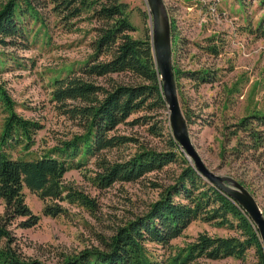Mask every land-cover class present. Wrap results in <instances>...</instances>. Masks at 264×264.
<instances>
[{"label":"trees","instance_id":"obj_1","mask_svg":"<svg viewBox=\"0 0 264 264\" xmlns=\"http://www.w3.org/2000/svg\"><path fill=\"white\" fill-rule=\"evenodd\" d=\"M46 8L65 26H70L73 19L82 15L99 22L93 28L92 52L76 69L70 68L66 75L55 77L51 90V99L60 114L76 120L82 131L60 140L41 155L30 157L27 150L35 143V135L43 125L20 115L7 88L0 83V114L3 115L0 129V200L3 203L0 264H206L199 260L243 259L249 249L254 250V264H264L259 234L247 213L196 172L170 134L165 150L139 145L124 159L101 157L105 151L137 142L134 137L117 131L121 124L148 125L152 134L160 135V128L152 122L150 113L167 108L154 62L151 35L149 32L143 38L131 35L135 27L128 16V4L122 0H5L0 3V50L6 46L27 48L29 25H47L42 12ZM170 27L171 45L174 46L178 41L174 21ZM254 31L257 36H264V13ZM206 51L218 54L219 46L210 43ZM7 60H12L18 68L24 67L21 61L0 51L2 68ZM173 71L175 77L178 76L179 71L174 67ZM122 73L129 74L131 82H118L111 76ZM182 73L199 82L215 79L209 69ZM98 78H103L105 83H100ZM183 114L188 123V113ZM232 128L226 133V142L234 140V143L221 152L223 158L225 155L239 158L264 153L259 151L264 150V112L251 111L239 118ZM92 158L97 159L99 165L92 179L102 188L114 182L136 181L172 163L184 166L146 212L118 225L108 237L97 234L96 245L74 252H59L53 262L23 255L15 247L10 225L30 228L40 219L27 205L24 188L44 201V215H66L67 210L61 205L63 201L94 214L97 200L63 182L66 172L81 168ZM197 219L234 228L239 235L210 236L201 232L192 242L173 248L171 241ZM153 245L167 251L158 253Z\"/></svg>","mask_w":264,"mask_h":264},{"label":"rangeland","instance_id":"obj_2","mask_svg":"<svg viewBox=\"0 0 264 264\" xmlns=\"http://www.w3.org/2000/svg\"><path fill=\"white\" fill-rule=\"evenodd\" d=\"M3 1L0 0V3ZM122 1L128 4V16L135 27L131 35L143 38L151 28L146 0ZM163 2L169 21H174L178 35L177 43L172 45V63L179 71L175 77L177 93L182 111H186L190 117L187 125L191 141L209 169L240 182L264 212V153L239 158L221 156V152L234 143V140L226 142V133L233 129V124L251 111L264 112V36H257L254 31L264 13V0ZM47 9L42 10L47 25H29L31 31L27 48L6 46L0 50L24 65L18 68L12 60H7L5 68H2L3 64L0 63V83L14 100L16 111L43 125L35 135V143L27 150L30 157L41 155L60 140L82 131L76 120L60 114L51 99V90L55 77L66 75L70 68L76 69L92 52L93 28L99 25V22L82 15L73 19L70 26H65ZM212 37L213 40H209ZM210 43L219 46L218 54L206 51ZM199 69H209L215 79L212 82H199L182 73ZM111 76L118 82L132 80L127 73ZM97 80L105 83L103 78ZM150 115L152 122L155 121L156 127L160 128V135L152 134L148 125L121 124L117 131L134 137L137 142L105 151L101 157L124 159L139 145L165 150L168 135H171L168 110L159 108ZM2 118L0 114V129ZM97 161L92 158L81 168L72 169L63 176L65 184L97 200L98 208L94 214L63 201L61 205L66 208V215H44V201L24 188L27 205L40 219L30 228L10 225L18 251L53 262L59 252H74L96 245L97 234L108 237L118 225L146 212L150 204L159 198L160 192L174 182L184 166L172 163L148 172L136 181L114 182L102 188L92 179L99 171ZM2 209L0 200V213ZM201 232L210 236L239 235L234 228L197 219L189 224L182 235L171 241L173 248L192 242ZM153 247L158 253L167 251L155 245ZM199 261L206 264H254L256 256L254 250L249 249L243 259L226 257Z\"/></svg>","mask_w":264,"mask_h":264},{"label":"water","instance_id":"obj_3","mask_svg":"<svg viewBox=\"0 0 264 264\" xmlns=\"http://www.w3.org/2000/svg\"><path fill=\"white\" fill-rule=\"evenodd\" d=\"M151 18V44L154 62L162 85L173 139L183 150L196 172L208 183L222 190L248 215L256 227L264 252V214L253 195L238 181L214 173L195 149L187 121L180 106L172 63L171 27L163 0H146Z\"/></svg>","mask_w":264,"mask_h":264}]
</instances>
